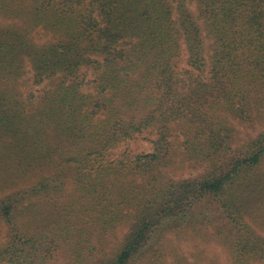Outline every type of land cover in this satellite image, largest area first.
Returning <instances> with one entry per match:
<instances>
[{
  "label": "trees",
  "instance_id": "1",
  "mask_svg": "<svg viewBox=\"0 0 264 264\" xmlns=\"http://www.w3.org/2000/svg\"><path fill=\"white\" fill-rule=\"evenodd\" d=\"M2 223L0 264H264V0H0Z\"/></svg>",
  "mask_w": 264,
  "mask_h": 264
},
{
  "label": "rangeland",
  "instance_id": "2",
  "mask_svg": "<svg viewBox=\"0 0 264 264\" xmlns=\"http://www.w3.org/2000/svg\"><path fill=\"white\" fill-rule=\"evenodd\" d=\"M92 77V76H91ZM248 125V126H247ZM239 124L236 122V127H237V137L239 139L238 143L242 144L245 141L246 136H248L249 134H254V132L252 131V129L248 128L250 125L249 124ZM262 127L259 126V124L257 125V130L262 129ZM151 144L147 141H137V142H129L126 143L124 145H122L118 150L115 151V154H120L123 151H125L126 149H131L134 153H147L151 151ZM116 157V156H115ZM198 171L197 169H187L184 173H182L183 177H189V176H195L197 174ZM70 188V186H69ZM66 195V194H65ZM67 201V198L64 200ZM7 230V226L5 224H1L0 225V240L3 239L5 232ZM117 238L119 239V242L122 239V233L119 232L117 235ZM179 244L175 241H171L169 242V244H167V254H168V261L171 264H178V258L183 259L181 264H209V262L212 260L213 261V257H215V253L213 248H211L210 245L208 244H203L202 246H204L203 248V259H202V263H198L197 262V258L191 256V252L195 253L193 251V249L188 246V245H181L183 246L184 252H181L180 248L178 247ZM218 251H220V249H217ZM222 258H224V255H221Z\"/></svg>",
  "mask_w": 264,
  "mask_h": 264
}]
</instances>
